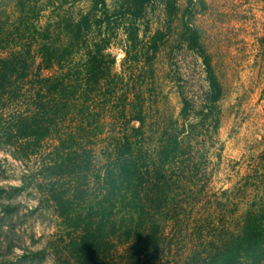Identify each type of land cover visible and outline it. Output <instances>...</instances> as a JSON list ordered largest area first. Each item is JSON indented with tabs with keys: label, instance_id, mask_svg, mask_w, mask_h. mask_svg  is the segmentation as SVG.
<instances>
[{
	"label": "trees",
	"instance_id": "16d2710c",
	"mask_svg": "<svg viewBox=\"0 0 264 264\" xmlns=\"http://www.w3.org/2000/svg\"><path fill=\"white\" fill-rule=\"evenodd\" d=\"M13 2V30L0 27V145L15 161L38 159L32 185L58 220L53 260L168 264L164 225L201 195L205 182L192 188L219 126L222 87L193 25L204 1ZM172 39L199 60L206 86L198 102L178 89L175 116L152 92ZM252 167L235 189L251 184V199L211 195L217 234L172 264H264V148Z\"/></svg>",
	"mask_w": 264,
	"mask_h": 264
},
{
	"label": "rangeland",
	"instance_id": "374dc122",
	"mask_svg": "<svg viewBox=\"0 0 264 264\" xmlns=\"http://www.w3.org/2000/svg\"><path fill=\"white\" fill-rule=\"evenodd\" d=\"M114 1L105 0L108 6ZM203 1L205 9L194 15L193 25L222 87L219 126L202 153L206 156L200 174L205 178L192 188L197 191L205 182L201 195L188 198L189 204L177 209L175 219L164 225V242L170 245L168 264L217 234L211 195L233 188L230 201L251 199V184L248 191H237L240 178L248 171L252 175L254 160L264 148V0ZM13 3L0 0V27L9 31ZM109 51L119 71L122 54L116 47ZM155 68L152 92L160 108L176 115L178 89L194 102L201 99L206 86L199 60L173 39L162 45ZM37 160L15 161L10 149L0 145V264H56L47 243L58 231V220L39 203L32 185ZM223 216L227 219L230 210Z\"/></svg>",
	"mask_w": 264,
	"mask_h": 264
}]
</instances>
